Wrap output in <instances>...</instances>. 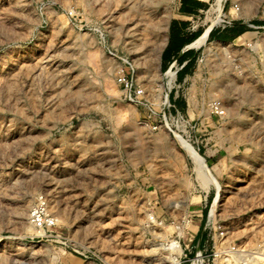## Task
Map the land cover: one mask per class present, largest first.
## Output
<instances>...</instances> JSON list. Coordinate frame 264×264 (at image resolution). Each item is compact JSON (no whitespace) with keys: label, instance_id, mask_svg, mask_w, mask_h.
Returning a JSON list of instances; mask_svg holds the SVG:
<instances>
[{"label":"rangeland","instance_id":"obj_1","mask_svg":"<svg viewBox=\"0 0 264 264\" xmlns=\"http://www.w3.org/2000/svg\"><path fill=\"white\" fill-rule=\"evenodd\" d=\"M178 2L0 0V264H264V0L191 16L179 77L161 68ZM232 22L261 27L215 40Z\"/></svg>","mask_w":264,"mask_h":264},{"label":"built area","instance_id":"obj_2","mask_svg":"<svg viewBox=\"0 0 264 264\" xmlns=\"http://www.w3.org/2000/svg\"><path fill=\"white\" fill-rule=\"evenodd\" d=\"M234 8L235 10H238L237 5H234ZM68 14H69V17H73L72 12H68ZM247 25L248 27H252V28L261 27V26H254L251 24H247ZM173 65L174 63H172L169 68L174 67L175 74L183 66V65H180L179 67H176L175 65L174 66ZM116 82L123 89L127 99L131 103H134V104L142 103L141 100H142L143 90L139 87H135L132 77L126 75V73L124 72V69L120 68L117 71ZM263 86H264V79H263ZM211 109L213 110L214 113H217V114L224 113V111L221 109V106L217 102L211 105ZM29 222L34 227L41 228L43 231H45L44 228H50V227L57 225V221L55 217L52 215V213L50 212L47 206V200L43 194H39L36 197L35 203L32 205L29 211ZM179 250L180 252L178 251V254H179L178 257L176 256V259L174 257L175 264H180V260H181L180 258L182 256L185 257L187 255V253L183 252L184 250L181 247H179ZM203 252H204L203 249H201L200 247H196L194 249L193 256L188 259L189 264H209L207 262L208 255L204 254ZM222 253H224V251L218 250V251H213L211 255L213 256V258H215V257H219ZM171 264H174V263H171Z\"/></svg>","mask_w":264,"mask_h":264},{"label":"crops","instance_id":"obj_3","mask_svg":"<svg viewBox=\"0 0 264 264\" xmlns=\"http://www.w3.org/2000/svg\"><path fill=\"white\" fill-rule=\"evenodd\" d=\"M209 0H179L177 5V15L173 17V19L170 20L169 26H168V38L165 47L169 43L170 51H168V55L166 57V65L171 63V61H176L175 57L178 55H181L182 53L189 51L191 52V55L188 56L181 65H184L186 61L194 55L195 51L192 49L194 48L191 46L192 41L188 42V37L196 33L197 30L193 29L188 22V19L191 16H195L197 13L202 11L208 3ZM180 7H182L180 10ZM231 28L234 32L232 41H243L246 37V34L249 32L247 31V24L244 22H233L230 23ZM229 26V25H228ZM212 32L213 29H211ZM210 31V32H211ZM209 32V33H210ZM219 32H216V37H214L215 40H221L218 38ZM208 37H210V34H208ZM164 47V48H165ZM163 48V49H164ZM182 68V67H181ZM177 80V77H176ZM201 238L200 233L198 234L197 242Z\"/></svg>","mask_w":264,"mask_h":264},{"label":"trees","instance_id":"obj_4","mask_svg":"<svg viewBox=\"0 0 264 264\" xmlns=\"http://www.w3.org/2000/svg\"><path fill=\"white\" fill-rule=\"evenodd\" d=\"M182 7H180V10H182L183 11V9H181ZM233 23V22H232ZM233 31V30H232ZM200 33L197 31L196 33H193V34H191L189 37H188V42H190V41H192V40H194L198 35H199ZM210 34V36H212L213 34H214V32H210L209 33ZM233 34H234V32H232V33H229V35L228 36H222V35H219L218 36V38H220L221 40H232V38H233ZM168 51H170V48H169V43L167 44V46L162 50V52H161V61H162V65H161V68L163 69V68H165L166 67V57H167V55H168ZM191 55V52H189V51H186V52H184V53H182L181 55H178V56H176L175 57V60L178 62V61H180L181 63L188 57V56H190ZM193 59V56H191L187 61H186V63L182 66V68L180 69L181 71L189 64V62H191V60ZM179 72L180 71H177V77H179ZM184 75V74H183ZM182 75V76H183Z\"/></svg>","mask_w":264,"mask_h":264},{"label":"bare ground","instance_id":"obj_5","mask_svg":"<svg viewBox=\"0 0 264 264\" xmlns=\"http://www.w3.org/2000/svg\"><path fill=\"white\" fill-rule=\"evenodd\" d=\"M212 8V7H211ZM219 8V0H216V4H215V10H217ZM212 10V9H211ZM210 10V11H211ZM237 11V10H236ZM208 12V11H207ZM169 69H172V68H169ZM194 157H196V159H197V161L199 162V161H201V160H199L198 159V157L197 156H194Z\"/></svg>","mask_w":264,"mask_h":264}]
</instances>
